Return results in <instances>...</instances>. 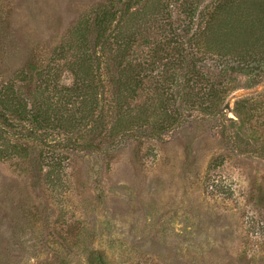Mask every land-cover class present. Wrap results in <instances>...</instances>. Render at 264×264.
<instances>
[{
  "label": "rangeland",
  "instance_id": "1",
  "mask_svg": "<svg viewBox=\"0 0 264 264\" xmlns=\"http://www.w3.org/2000/svg\"><path fill=\"white\" fill-rule=\"evenodd\" d=\"M233 1L0 0V83L16 80L33 100L52 67L71 86L67 62L82 55L72 30L89 19L100 101L80 120L54 96L63 128L0 119L6 140L28 149L0 158V264H264V21L237 40L257 58L221 56L237 46L235 17L253 19L252 0ZM111 6L118 17L100 38L97 15ZM126 6L157 11L134 42ZM207 21L218 32L199 39ZM19 70L28 77L13 79ZM120 78L136 88L122 90L134 110L149 111L145 124L117 132L131 123L130 110L118 114Z\"/></svg>",
  "mask_w": 264,
  "mask_h": 264
},
{
  "label": "trees",
  "instance_id": "2",
  "mask_svg": "<svg viewBox=\"0 0 264 264\" xmlns=\"http://www.w3.org/2000/svg\"><path fill=\"white\" fill-rule=\"evenodd\" d=\"M252 1H253L252 6L247 7V8L251 9L248 14L251 15L253 19L242 22L241 19L243 16L238 15L235 17L237 25L230 26L232 27V30H233L232 33H234L233 34L234 38L232 39H235V41H237L240 38L239 37L240 33H243L245 30H248V29H255V25H253V21H255L256 19H258L259 22L264 21V0H258V1L252 0ZM233 2L238 5L236 0ZM233 2L228 3V4H232ZM238 2L240 4L238 5V8H239V6L241 7L242 5H244L243 3L247 2V0H241V1L238 0ZM110 10L111 11L103 10L100 12V14L97 15L96 25H97L98 35L100 36V38L106 34L109 28L108 24L112 23V21L116 20L118 17V13L116 9H113L112 7L110 8ZM125 12L126 14H130L128 18L129 19L128 23L130 25V28L133 29V34L129 37V39L131 38V40L129 41L133 40L132 39L133 35L137 34V31L140 29L139 27L146 24V21L148 18L152 19L156 17L157 15V11L151 8H148L146 6L144 8L136 7L135 10H131L130 6L128 7L126 6ZM231 13H234V12H231ZM251 22H252V27H248V24H250ZM244 24H246L247 26L244 27ZM90 27H91V24L89 22V19H86L85 22L80 23L78 26H76V28L72 30V37H73L72 39L75 42H77L75 46L79 51L82 52V55L79 58H77L75 62H67L68 66L72 69L75 75L74 82L72 83V85L71 86L65 85L67 87H65L64 85L60 86L58 73L56 72L55 68H52V67L48 69L47 75H45V77H43V74L39 75V78H41L40 83H39L40 84L39 89L41 88L43 89V91L39 93V96L35 95L33 100H31L32 98L26 96L29 94L24 93L22 90L14 87L16 80L15 81L9 80V82L7 83H4V82L0 83V119L4 116L13 114V115H17L18 119L28 121L30 122V124H33L34 126H37V127L47 128L51 126H56L57 128H63L65 127L63 125V119L59 118L58 115H53L54 110H52V106L50 105V102H52L55 97L58 99L57 101L60 103V105L63 108L69 106L68 109H72V110L76 109L75 115L79 114L77 117H79L80 120H86L90 117L93 118L94 112L97 109L96 107L99 105L100 101L98 100V93H94L96 91L95 88L99 86L96 83H94L97 81L92 80L94 75H92V71L89 70L90 65H92V63L88 62L86 58V54L88 53V44H89L88 37H87L88 34L86 33V29H89ZM219 27L220 29L222 28L223 32H224V29L229 28L228 26H219ZM136 28H138V30H136ZM218 29L216 30L214 28V24L212 22L208 23L207 21L206 26L203 29L202 33L198 35L197 32H195V34L200 39L199 36L204 35L206 37L209 32H211L212 30H213V33L214 31L218 32ZM213 35L214 36H208L207 39L212 38V37L216 38V34H213ZM226 35H229V29L226 32H224V36ZM240 40L236 42L237 46L234 47L235 48L234 50L229 48L228 50L225 49L224 52H221L219 50L217 51L221 53V56L230 54L232 55V57H237L239 60H242V61H248L251 58L252 59L257 58L258 57L257 54L253 52L255 47L249 46L248 49L242 50L240 43H238L240 42ZM134 41L135 40H133V42ZM207 41L210 44L209 39ZM116 43L119 45L118 40ZM227 44L228 43H226V41L223 39L222 46H225ZM201 45H202L201 48H203L204 45L203 44ZM120 48L124 50L123 52H121V57L124 58L126 54L125 43L120 45ZM208 48H209L208 51L213 50L210 46ZM70 50L71 48H65V49L63 48V53H62L63 57H67V54L70 52ZM205 51L207 50L205 49ZM263 57H264V54H263ZM88 58L92 59V56L88 55ZM180 58L182 57L179 55L178 63L182 60ZM196 73H199V71L198 70L196 71L194 68L188 71V75H190L189 78L187 79L188 83L191 81L190 80L191 77L196 76ZM22 74L27 75L29 74V72H27L26 70H21V71L19 70V72H17L16 74V77L13 79L22 77ZM128 74H130V72ZM18 75L20 76L18 77ZM130 80H131L130 78H128L127 80L120 78L118 80V82H120L119 84L120 92L117 93L118 97H117V102H116L117 106H119L118 114H120L121 120L122 118L125 120L127 117H129L127 116V114L129 113L128 110H130L131 111V117H130L131 123L127 126H121L120 123L117 124L115 128V131L117 132L122 131V129H125V127H127L126 131L130 130L134 128L135 126H141L145 124L146 121H148V117L145 113H147L149 109L147 108L146 110L143 111L142 107L139 106V107H135L139 111L137 109L134 110V108L130 105L131 102L127 100V97L122 91V90L124 91L126 90L129 96L130 95L136 96V88H134L133 85L130 84ZM93 88L95 91L93 90ZM217 94H218V91H217ZM162 95H164V92L162 93ZM166 95L168 96L167 93ZM63 98H65L66 101H64ZM166 99L167 98L165 97L163 100L165 101ZM163 111L167 114L168 109L165 108L163 109ZM120 118L117 117L118 120ZM94 121H96V124L92 126L97 125L95 129H99L101 126L100 122H97L99 121V119L98 120L96 119ZM71 123H77L78 125H80L82 122L72 119ZM66 129L70 130L72 128L69 127ZM6 130L7 128H5L4 132L7 133ZM88 142L89 141H87V143ZM27 150L28 149L24 148L21 144L13 143L11 141L8 142L3 135L2 129H0V158L6 157L8 155L10 156L11 154L22 153L24 151L27 152ZM89 263L90 264H106L104 259L101 256H98V258H90Z\"/></svg>",
  "mask_w": 264,
  "mask_h": 264
}]
</instances>
